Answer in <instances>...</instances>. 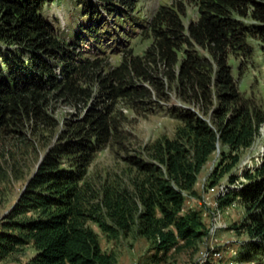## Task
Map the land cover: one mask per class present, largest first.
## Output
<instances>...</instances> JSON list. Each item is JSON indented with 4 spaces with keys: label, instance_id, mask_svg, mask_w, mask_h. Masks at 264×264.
Listing matches in <instances>:
<instances>
[{
    "label": "trees",
    "instance_id": "trees-1",
    "mask_svg": "<svg viewBox=\"0 0 264 264\" xmlns=\"http://www.w3.org/2000/svg\"><path fill=\"white\" fill-rule=\"evenodd\" d=\"M47 1L0 0V136L48 130L53 127L47 113L50 100L55 96L86 105L93 97L89 80L101 76H94L99 60L81 57V49L71 46L84 42L80 32L74 41L59 39L43 13ZM117 1L132 8L131 0ZM99 2L116 13L114 0ZM197 6L198 17L187 25L184 11L161 7L151 19V42L144 53L126 52L102 79L101 95L129 99L132 106L151 102L150 88L158 96L165 94L160 90L167 78L189 104L169 110L179 120L174 136L160 137L141 147L138 155L126 156L132 172L127 183L104 180L97 187L86 174L97 149L117 132L113 103L67 120L63 141L47 150L1 221L0 259L29 245L34 255L23 264H114V254L102 249L92 223L108 241L135 228L137 236L152 243L154 261L169 251L199 253L210 229L199 210L184 204L187 195H196L198 176L220 145L205 187L227 179L218 206L239 200L244 213L231 228L246 235L233 260L264 264V159L243 172L245 181L231 185L236 180L233 169L258 136L264 113L239 93L228 63L230 53L243 60L251 56L249 37L264 50V0H197ZM91 12L95 10L85 11L89 16L83 15L81 27L98 44L102 38L90 25ZM239 17L254 23L245 24ZM196 46L207 55L199 54ZM205 264L214 263L208 259Z\"/></svg>",
    "mask_w": 264,
    "mask_h": 264
},
{
    "label": "rangeland",
    "instance_id": "rangeland-1",
    "mask_svg": "<svg viewBox=\"0 0 264 264\" xmlns=\"http://www.w3.org/2000/svg\"><path fill=\"white\" fill-rule=\"evenodd\" d=\"M92 2L48 0L44 6L43 13L53 24L60 40L71 42L74 41L77 32L82 34L79 36L84 42L79 45L71 43V46L81 49V57L98 59L99 71L97 70L94 76H101L89 80L93 97L87 100L86 105L85 103L78 106L69 104L62 99H56L55 96L50 100L47 113L52 118L53 127L48 130L34 133L32 129H26L22 134L0 136V221L16 202L47 150L63 141L61 131L65 128L67 120L75 121L82 118L90 107L104 108L105 105L113 103L111 116L117 123V132L106 145L97 149L86 174L88 181L98 187L104 180L127 183L132 172L125 162V157L138 155L141 147L160 137L172 138L179 120L169 110L189 106L172 90L167 78H163L165 84L160 91H164L165 94L161 96L155 94L147 83L139 82L150 88L152 93L151 102L147 104L131 106L129 99L118 97L110 100L101 95L100 91L102 79L109 75V71L120 65L126 52L131 51L134 55L144 53L151 42V19L161 7L172 6L178 11H184L183 21L187 25L198 17L197 0H131L132 8L114 0L115 6L111 5V7L117 9L116 13L104 9L99 0ZM89 4L91 7L88 6ZM86 9L95 10L94 14L91 12L93 24L90 25L97 28L99 37L102 38V42L98 44L92 43V39L81 27V23L85 21L83 15L89 16L85 14V11H88ZM238 19L245 24L254 23L249 18ZM247 43L252 51L251 56L243 60L230 53L228 63L239 93L264 113V50L254 38H247ZM195 49L199 54L207 55L204 49L197 46ZM56 71L58 72V69ZM205 118L211 123L209 114ZM260 128L258 136L250 147L242 151L241 159L233 169L232 173L235 174L236 180L231 183L232 187H237L240 182L245 181L242 174L246 169H253L264 159V123ZM220 149L219 145L208 158L195 185L196 195H187L189 202H185L184 206L185 208L192 206L199 210L202 220L209 229L213 224L219 223L220 226L215 232L211 235L209 233L199 246L203 247V251H210L209 253L221 250L224 254L222 261L214 259L212 255L209 260L214 264H228L227 261L233 259L236 248L246 239V235L237 233L231 228L233 223L242 219L244 213L239 200L234 201L232 205L219 207L217 193L208 194L205 187L207 176L217 162ZM224 184H228L226 178L221 180L217 187ZM91 226L99 235L102 249L114 254L116 259L114 264H205L207 261L200 258L197 250L169 251L162 260L154 261L156 251L152 243L144 237L137 236L135 228L126 236L108 241L95 224L92 223ZM33 255V249L25 245L0 259V264H23Z\"/></svg>",
    "mask_w": 264,
    "mask_h": 264
},
{
    "label": "built area",
    "instance_id": "built-area-1",
    "mask_svg": "<svg viewBox=\"0 0 264 264\" xmlns=\"http://www.w3.org/2000/svg\"><path fill=\"white\" fill-rule=\"evenodd\" d=\"M259 130H261V128H259ZM263 160V159H262ZM226 185L224 184V185H222V186H220V187H217V185L216 186H213V187H208L207 188V193L208 194H212V193H217V197L219 196V195H223L225 192H226ZM193 201H194V199H192ZM185 202H189L188 200H187V196H186V200H185ZM190 208H194V207H192V206H190ZM218 217H220V214L218 213ZM1 226H2V224H1V221H0V230H1ZM220 225H219V223H215V224H213V226L212 227H210V235L212 234V233H214L215 232V230L219 227ZM210 251H203V250H201L200 252H199V255H200V258H203L205 261L206 260H208L209 258H210V255H212V257L214 258V259H217V260H219V261H222V259L224 258V254H223V252L221 251V250H217V251H215L214 253H209ZM227 263L228 264H236V262L233 260V259H230V260H228L227 261Z\"/></svg>",
    "mask_w": 264,
    "mask_h": 264
}]
</instances>
